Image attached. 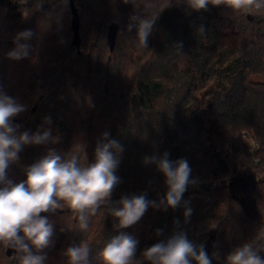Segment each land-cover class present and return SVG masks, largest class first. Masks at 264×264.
<instances>
[{
    "label": "trees",
    "instance_id": "trees-1",
    "mask_svg": "<svg viewBox=\"0 0 264 264\" xmlns=\"http://www.w3.org/2000/svg\"><path fill=\"white\" fill-rule=\"evenodd\" d=\"M72 1L75 10L70 0H52L24 16L30 2L0 0V87L32 104L13 123L35 132L50 116L53 135H60L57 144L25 146L9 178L23 181L25 168L49 149L67 154L81 145L86 154L79 152L81 163H92L97 142L108 132L124 148L113 202L123 195L157 200L165 194L164 177L143 162L146 156L168 152L173 161L185 158L197 183L184 193L193 209L187 224L183 207L166 212L150 207L136 224L120 230L103 209L89 218L87 231L67 207L42 213L55 229L53 245L44 250L46 264H67L64 250L81 242L91 248L89 264H102L99 252L121 231L139 241L135 259L149 264L143 251L171 236L177 219L179 230L203 244L209 256L219 253L213 264H224L234 248L264 230V178L239 188L209 187L219 178L239 177L242 168L253 178L264 173V10H235L229 0L199 11L184 0ZM134 16L156 18L147 48L136 40ZM113 22L118 31L111 51L107 31ZM25 30L33 34L21 41L30 45V54L12 59L15 37ZM237 74L241 95L228 112H220L217 98L229 92ZM0 264H17L13 250L3 245Z\"/></svg>",
    "mask_w": 264,
    "mask_h": 264
},
{
    "label": "clouds",
    "instance_id": "clouds-1",
    "mask_svg": "<svg viewBox=\"0 0 264 264\" xmlns=\"http://www.w3.org/2000/svg\"><path fill=\"white\" fill-rule=\"evenodd\" d=\"M222 0H184L186 5L199 11L209 4L220 5ZM235 10L248 12L264 10V0H229ZM27 16V12H25ZM156 19V18H155ZM155 19L132 17L137 22L136 40L144 48L155 26ZM132 25H129L131 29ZM31 30L18 33L16 47L8 55L19 60L29 56L30 45L21 43L32 37ZM28 106L16 98L8 96L0 87V245L12 249L17 264H46L45 249L53 245L54 225L42 213L72 210L77 216L81 231L89 228V218L101 209L116 221V230L126 229L136 224L151 207L166 212L169 208H184V223L190 222L193 209L190 200H184V193L197 181L191 178L192 169L185 158L175 161L169 153L146 156L144 163L153 164L164 177L167 191L157 200H149L145 194L123 195L118 201L111 200L115 187L121 182L116 175L123 146L109 133H103L94 150V162L81 163L80 145L74 153L61 154L49 149L46 155L25 168V179L15 182L8 176L10 165L17 163L25 146L57 144L60 135H53L52 119L44 117V125L31 130L20 131L21 125L14 124L18 115L26 112ZM86 158V154L84 153ZM174 233L146 248L142 257L149 264H213L220 255L209 256L203 244H196L186 232L179 230L180 221H173ZM63 231V229H61ZM156 234L162 235L163 229ZM264 230L253 242L243 243L234 248L224 259V264H264ZM139 241L125 232L111 237L99 252L102 264H142L135 259ZM63 255L67 264H89L91 248L85 242L68 246Z\"/></svg>",
    "mask_w": 264,
    "mask_h": 264
},
{
    "label": "rangeland",
    "instance_id": "rangeland-1",
    "mask_svg": "<svg viewBox=\"0 0 264 264\" xmlns=\"http://www.w3.org/2000/svg\"><path fill=\"white\" fill-rule=\"evenodd\" d=\"M52 0H32L30 1V3L28 4L27 8H24V16H25V12H27V15L31 14L37 7L41 6L42 4L46 3V2H50ZM33 48V46L31 45V49ZM242 77L241 74H237L235 76V79L233 80V84L229 90V92L223 97V98H217V109L220 112H228L230 105L233 101L237 100L242 92V81H241ZM32 106V104L28 105V109ZM250 139L247 140V142H249ZM262 175V172L257 173ZM255 174V176H259ZM255 180V178H253L252 173L249 170H246L245 168H242V174L239 177H234V178H230V179H223V178H219L218 181H216L215 184H213L211 182V184H209V187L215 188V187H219V186H226V185H230L233 188H239L241 187H245V186H250V184L252 183V181ZM261 180V178H260ZM156 195H158V193H156ZM241 195V194H240Z\"/></svg>",
    "mask_w": 264,
    "mask_h": 264
},
{
    "label": "water",
    "instance_id": "water-1",
    "mask_svg": "<svg viewBox=\"0 0 264 264\" xmlns=\"http://www.w3.org/2000/svg\"><path fill=\"white\" fill-rule=\"evenodd\" d=\"M70 7L72 10L74 9V4L73 1L70 0ZM74 31H75V37L77 36L76 32H77V28H76V23H74ZM118 29V24L113 22L109 25L108 30L107 31V43L109 45V49L112 51L114 49V45H115V37H116V33Z\"/></svg>",
    "mask_w": 264,
    "mask_h": 264
},
{
    "label": "built area",
    "instance_id": "built-area-1",
    "mask_svg": "<svg viewBox=\"0 0 264 264\" xmlns=\"http://www.w3.org/2000/svg\"><path fill=\"white\" fill-rule=\"evenodd\" d=\"M30 1H32V0H24V2H30ZM244 136V138L246 139V136H245V134L243 135ZM248 140V139H247ZM247 144H249V145H251L252 147H256V142L253 140V139H250V141L249 142H247ZM257 175H259V176H255L254 178H255V180L257 181V180H259L260 178H264V173H262V175H260V174H257ZM216 183V181L215 182H213V184H215Z\"/></svg>",
    "mask_w": 264,
    "mask_h": 264
}]
</instances>
